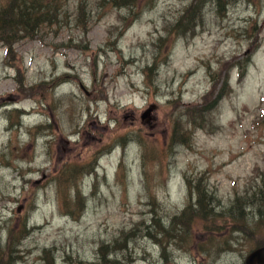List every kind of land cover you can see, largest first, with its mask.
I'll return each mask as SVG.
<instances>
[{"label":"rangeland","instance_id":"374dc122","mask_svg":"<svg viewBox=\"0 0 264 264\" xmlns=\"http://www.w3.org/2000/svg\"><path fill=\"white\" fill-rule=\"evenodd\" d=\"M59 5L0 42V264H245L264 245V0Z\"/></svg>","mask_w":264,"mask_h":264},{"label":"trees","instance_id":"16d2710c","mask_svg":"<svg viewBox=\"0 0 264 264\" xmlns=\"http://www.w3.org/2000/svg\"><path fill=\"white\" fill-rule=\"evenodd\" d=\"M61 1L62 0H0V42H2L3 45L7 47H12L22 38H28L29 40L37 38L44 27H46L47 25L55 24L54 22L58 21L57 12L59 11L60 8L59 3ZM105 1H110V0H105ZM118 1L119 0H112V2L115 4ZM120 1L122 4L126 5L127 0H120ZM137 1L138 0H135V2ZM194 9L195 8L192 7L191 10ZM239 75L242 78L245 75V72L242 71L241 74ZM213 83L216 91V100L214 104V108H215L218 106L219 102H221V100L231 92V90L228 87V82H226L222 88H218V83L216 82L215 79H213ZM26 89H27L26 85L23 83V81H20L19 83V91L21 92L20 96L28 100L27 94L25 93ZM30 89L34 91V90H38V87L29 88L28 91ZM39 100L41 101L42 106H44L45 98L42 97ZM48 106L51 107V104H48ZM5 107H7V105ZM17 110L22 111L21 109H17ZM205 111H206V107L204 106L194 107L190 111V115L193 118L194 123H199L204 119ZM26 112L28 111L23 110L22 114L24 115ZM23 115H20V121L16 119L17 123H21ZM30 131L31 134L35 133L32 129ZM184 137L185 136H183V138ZM196 187L197 189L192 186L191 188L192 191L194 189L196 190L200 189L198 186ZM75 191H76L75 199L76 200L81 199L83 194L78 185H76ZM201 194L202 193L199 194L200 204L201 201L206 200V199L205 200L201 199ZM203 194L207 196L205 191ZM262 194L264 195V192H262ZM61 197L63 202H65L66 199L68 201V196L64 192H62ZM260 200L264 203V198L262 199L260 198ZM191 210L192 208L189 211Z\"/></svg>","mask_w":264,"mask_h":264},{"label":"water","instance_id":"95a60500","mask_svg":"<svg viewBox=\"0 0 264 264\" xmlns=\"http://www.w3.org/2000/svg\"><path fill=\"white\" fill-rule=\"evenodd\" d=\"M154 109L148 110L145 115H149ZM245 264H264V246L252 251L246 258Z\"/></svg>","mask_w":264,"mask_h":264},{"label":"flooded vegetation","instance_id":"af4514ba","mask_svg":"<svg viewBox=\"0 0 264 264\" xmlns=\"http://www.w3.org/2000/svg\"><path fill=\"white\" fill-rule=\"evenodd\" d=\"M264 246V245H263ZM258 249V248H257Z\"/></svg>","mask_w":264,"mask_h":264},{"label":"bare ground","instance_id":"6f19581e","mask_svg":"<svg viewBox=\"0 0 264 264\" xmlns=\"http://www.w3.org/2000/svg\"><path fill=\"white\" fill-rule=\"evenodd\" d=\"M28 101V100H27Z\"/></svg>","mask_w":264,"mask_h":264}]
</instances>
